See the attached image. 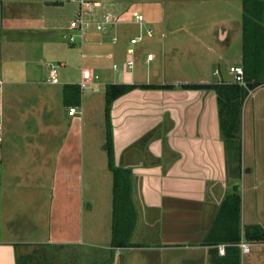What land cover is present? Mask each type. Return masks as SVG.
Here are the masks:
<instances>
[{
	"label": "crops",
	"instance_id": "obj_1",
	"mask_svg": "<svg viewBox=\"0 0 264 264\" xmlns=\"http://www.w3.org/2000/svg\"><path fill=\"white\" fill-rule=\"evenodd\" d=\"M100 1L116 15L127 12L126 19L135 11L147 13L146 27L151 24L152 39L157 38L165 53L180 50V41L173 37L187 28L215 36L219 49L229 41L231 29L243 30V0H136L137 10L122 6L120 0ZM58 4L0 0V187L8 185L16 192L2 201V205L16 204V216L8 223L10 238L0 241V264H18L27 250H42L49 259L47 251L63 248L99 253L98 264H264V242L246 240L251 252L243 254L238 245L207 241L227 192L239 181L234 183L229 174L216 93L185 87L232 82L223 76L214 82L205 70L198 74L199 80L162 77L158 68L149 77L147 68L156 56L149 63L147 56L152 52L137 57L138 45L135 65L141 64L144 76L138 74L122 84L138 88L115 100L109 116L112 165L130 174L135 224L131 247L112 246L113 173L105 148L107 136L98 149L85 147L87 125L93 130L98 119L106 118V97L89 103L82 98L79 113L69 116L74 107L71 86L79 87L82 77L78 83L63 78L49 84L52 89L45 83L49 64L44 61L62 58L55 41L67 32L57 31L53 8ZM186 13L188 20L183 19ZM120 28L112 33L119 38L117 44L92 33L90 46L121 44L126 54L130 39L138 35L130 39L118 35ZM205 51L209 61L224 59L221 50L211 45ZM242 57L240 64L231 66H242ZM95 58L112 61L114 55ZM214 74L218 77L222 72ZM155 77L162 79L155 81ZM209 94L214 99L209 100ZM243 130L247 173L240 181L242 224L264 227V84L244 104ZM98 161L106 163L101 170ZM85 203L90 204L91 213L98 205L108 206L102 224L86 227Z\"/></svg>",
	"mask_w": 264,
	"mask_h": 264
},
{
	"label": "rangeland",
	"instance_id": "obj_2",
	"mask_svg": "<svg viewBox=\"0 0 264 264\" xmlns=\"http://www.w3.org/2000/svg\"><path fill=\"white\" fill-rule=\"evenodd\" d=\"M22 3L28 0H20ZM50 2L59 3L57 6L53 8V13L57 14V31L65 32L69 31V26L71 21L76 17L78 11L77 3L67 2V0H48ZM136 0H120V4L122 6H126L128 8H132V10H137L135 7ZM238 13L242 14V7L237 5ZM144 17H148L147 13L140 11ZM123 14L121 16L123 19L127 18V12H120ZM125 14V15H124ZM206 15V13H203ZM146 19V18H145ZM183 19H189V13H186V17ZM147 22V21H146ZM264 23V22H263ZM147 24V23H146ZM153 24V22H152ZM146 26V25H145ZM145 26H140L137 24H126L120 30L116 31V33L123 34V36L130 39L132 35H141L145 36L146 28L150 27L151 24ZM153 27V25H152ZM243 29V28H242ZM209 29H207L208 31ZM204 31V29L199 28H187L176 34L173 39L178 40V46L180 47L179 51L172 52H162V45L158 43L157 38L154 39H146L141 42L137 47V57L142 55V58L146 57L147 52H152L156 56V60L148 66V76L152 77V69L158 68L162 71V77L166 74L171 78H178L181 80H199V75L201 72L205 70L206 77L208 76L214 82L217 80L225 79V81L235 82L234 75L229 71V67L232 64H240V60L242 57V34L243 30H234L231 29V37L227 44L225 43L219 49L216 47V42L214 41L215 36L208 34L202 35L200 32ZM205 31V32H207ZM94 34V33H93ZM92 32L88 33L86 36V41L82 46L79 38H77V43L74 45H70L67 41L57 36L55 43L59 44L58 49L62 58H48L44 61V65L53 64L60 65L64 64V67H59V82H62L63 78H67L74 83H78L81 80L83 70H88L94 75L99 76V80L96 82V86H90L84 90H82V96L87 103L93 100V98L103 97L105 95V87L106 82H114L116 84H126L131 82L133 78L140 74L142 77L144 76V70L141 68V64L135 65L134 69L128 70L126 68L127 62L130 60V57H127L125 51L121 47V44L116 46H112L109 43H105L106 45L103 47H95L90 46V38H93ZM191 34L197 35V37L193 38ZM119 35V34H118ZM109 39V38H108ZM186 39H190L191 43L186 44L184 41ZM110 41V39H109ZM206 42V43H205ZM213 46L215 49L222 52L224 59L221 61L218 59H213V61H209L205 56L207 52L205 51V46ZM111 53L114 55V60L110 61L104 58H95V56L103 54L106 55ZM85 54V58L83 59L82 55ZM192 54H195L197 58H193ZM94 56V57H93ZM208 58V57H207ZM136 60V58H135ZM117 65L119 70H113V65ZM222 72V75L218 77L215 76V72ZM182 71V72H178ZM162 77H155V81H161ZM154 81V80H153ZM45 83H47V78L45 79ZM49 89H52L48 84ZM195 93V92H194ZM209 100L214 99L212 95L209 94ZM77 113H79V108L74 107ZM111 114V111L109 112ZM94 115V113H92ZM94 118H98V116L94 115ZM97 121V120H96ZM113 127L111 118L106 120L104 116L101 119H98L97 126L93 130L90 129L91 126L87 125L85 131V147L88 148H96L98 149L106 141V136L108 130ZM91 133L93 136L89 135ZM245 135L244 130H242V143L244 149ZM244 154V152H243ZM104 163V162H103ZM105 166L101 162H97V167ZM231 169L233 166L230 164ZM242 169L243 175L246 174L247 171L244 169L243 160H242ZM98 170H101L100 168ZM105 170V168H104ZM230 177L233 179V173L229 170ZM237 183L236 180L233 181ZM15 191L12 187L8 185H4L0 187V241L8 240L10 238V230L8 227V223L12 222V219L15 215V206L16 204H3L2 201L5 202L4 198H9L10 196H15ZM14 204V205H13ZM90 204L85 203V225L86 227H90L93 222L97 225L103 223V216L105 212H107V205L101 204L98 205V208L94 210V213H91L89 210ZM106 208V210H105ZM40 250V249H37ZM27 256L25 258H21L18 264H93L98 260L99 253L95 255L91 252L85 251L79 248H63V250L58 251H47L46 255L49 254V259H45L42 250L33 251L27 250ZM31 253V255H30ZM96 256V259L94 257ZM105 259V257H104ZM96 260V261H95ZM103 260V258H102Z\"/></svg>",
	"mask_w": 264,
	"mask_h": 264
},
{
	"label": "trees",
	"instance_id": "obj_3",
	"mask_svg": "<svg viewBox=\"0 0 264 264\" xmlns=\"http://www.w3.org/2000/svg\"><path fill=\"white\" fill-rule=\"evenodd\" d=\"M264 1L243 0V57L242 67L246 87L236 83L217 85H188L186 89H205L214 91L219 105L220 127L229 159V170L233 179L239 181L227 192L220 207L208 243L213 245H238L244 238L251 242H264V227L261 225L243 226L242 224V180L243 169V107L252 91L264 84ZM146 87V86H145ZM138 88L135 85L106 86V120L110 116L112 103ZM71 104L81 105L82 90L71 86ZM105 148L113 173V240L114 248L131 247L130 236L135 217L131 203V180L127 171L112 165L113 142L110 129L107 132ZM230 164L233 166L231 169ZM234 260H239L238 250ZM226 260V259H225Z\"/></svg>",
	"mask_w": 264,
	"mask_h": 264
},
{
	"label": "built area",
	"instance_id": "obj_4",
	"mask_svg": "<svg viewBox=\"0 0 264 264\" xmlns=\"http://www.w3.org/2000/svg\"><path fill=\"white\" fill-rule=\"evenodd\" d=\"M67 2L77 3L78 11L76 17L71 21L69 26V31L64 33L63 39L67 41L70 45L77 43V38H79L81 45L83 46L86 41V36L88 33H98L103 36V38H109L112 44H117L119 38L117 35L112 34L116 29L126 25V24H137L140 26L146 25V19L144 15L140 12H133L129 19H123L121 16L114 14L105 9L104 5L100 0H67ZM146 27V26H145ZM154 37V31L151 28H146L145 36H134L130 39L129 46L126 49V54L130 57V60L126 64L128 70H132L135 67V47L139 45L146 39H152ZM112 56L110 55L109 58ZM155 58L154 54H148L147 63L152 62ZM59 67L63 65H48V75L47 83L51 85H56L59 83ZM113 69L118 71L119 68L115 64ZM229 72L234 75V80L236 84L246 87L244 79V69L242 66H231ZM99 80L98 75H94L88 70H83L82 80L79 83L81 90H84L90 86H94ZM77 111L74 107H70L69 116H75ZM0 137V141H1ZM243 254H248L251 252V244L242 239L238 244ZM221 252H224V246L220 248Z\"/></svg>",
	"mask_w": 264,
	"mask_h": 264
}]
</instances>
